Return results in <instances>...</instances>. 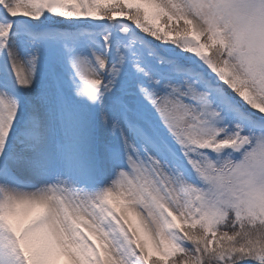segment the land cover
I'll return each instance as SVG.
<instances>
[{
	"label": "snow or ice",
	"instance_id": "obj_1",
	"mask_svg": "<svg viewBox=\"0 0 264 264\" xmlns=\"http://www.w3.org/2000/svg\"><path fill=\"white\" fill-rule=\"evenodd\" d=\"M0 264H264V0H0Z\"/></svg>",
	"mask_w": 264,
	"mask_h": 264
}]
</instances>
